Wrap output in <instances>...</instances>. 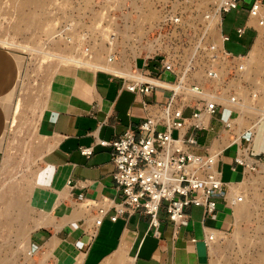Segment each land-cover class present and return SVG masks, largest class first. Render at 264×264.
Instances as JSON below:
<instances>
[{
  "label": "rangeland",
  "instance_id": "374dc122",
  "mask_svg": "<svg viewBox=\"0 0 264 264\" xmlns=\"http://www.w3.org/2000/svg\"><path fill=\"white\" fill-rule=\"evenodd\" d=\"M27 1L0 0V42L15 46L0 45V51L21 61L12 88L11 115L0 139V197L5 193L8 196L15 188L17 192L13 195L19 201L16 208L6 211L4 199L0 200V264H55L46 252L30 248L33 231L45 227L43 232L47 237L51 236L53 229L48 226L56 216L51 212L61 206L59 198H66V194L59 197L55 194L58 201H55L54 210H40L38 217L33 203V196L37 197L38 192L33 190L41 175L42 154L36 124L49 83L63 68L57 62L44 59L40 53L61 54L82 62L93 61L96 57L97 61L105 62L108 55L122 49L121 44L126 51L132 46V36H137L139 46L134 52L139 54L146 39H152L155 34L150 31L157 30L155 26L160 14L157 7L171 9L172 14L180 15L188 26L194 27L195 21H199L216 0H113L109 12L104 11L101 0ZM245 4L222 17L221 34L225 40L224 49L233 55L248 54L253 43L260 39L256 59H249L246 73L230 83L239 100L234 106L232 122L239 129L251 130L252 144L260 146L261 143L264 145V135L261 136L259 128L264 121L260 115L264 110V27L257 28L255 40L251 33L240 38L236 35V29L244 25L251 0H245ZM216 30L219 31L213 30L212 35L220 44ZM188 34H191V29ZM22 47L27 50H22ZM130 60L128 57L123 61ZM167 97L166 93H157L156 100L164 103ZM16 105L18 110L14 115L13 107ZM233 153L234 149L225 153L224 180L227 179V166L233 159ZM260 160H264L263 153ZM233 190L235 196H232L236 198H229L230 191L228 200L237 201L234 229L216 238L210 251L211 264H264V167L259 174L248 177L240 189ZM50 198L47 200L52 201L53 197ZM42 201L38 203L42 204ZM77 204L70 208L62 207L63 215L78 220L90 211L86 204ZM78 221L77 224L81 225L82 220ZM77 263L81 264L79 259L75 261Z\"/></svg>",
  "mask_w": 264,
  "mask_h": 264
},
{
  "label": "built area",
  "instance_id": "2783aa9c",
  "mask_svg": "<svg viewBox=\"0 0 264 264\" xmlns=\"http://www.w3.org/2000/svg\"><path fill=\"white\" fill-rule=\"evenodd\" d=\"M113 2L101 0L100 4L109 12ZM263 3L251 0L245 24L235 31L239 38L248 30L264 27ZM240 5H246L245 0H216L194 27L172 14L171 9L157 7V30L150 31L155 34L146 39L139 54L134 52L139 38L132 36V46L125 51L121 44V50L116 49L106 58L120 68H129L122 75H111L141 99L145 117L135 129H128L110 143L99 142L110 149L117 200L84 203L95 211V228L112 212L111 222L128 220L135 214L146 216L148 231L155 232L158 215L163 212L176 232L188 226L187 211L192 207L210 216L218 201L232 209L236 205L237 201L227 199V186L220 179L219 159L224 153L234 149L233 164L243 169L246 178L259 174L264 167L250 156L252 131L238 129L232 122L239 100L230 83L246 73L249 53L233 55L224 49L221 21ZM216 16L220 19V44L211 31ZM128 57L130 62H124ZM157 93H166L167 100L145 101ZM217 125L220 131L216 133ZM207 134H215L217 145L197 153L201 149L199 139ZM91 153L92 149L81 150L85 157ZM214 242L215 235H208L206 245L210 248Z\"/></svg>",
  "mask_w": 264,
  "mask_h": 264
},
{
  "label": "crops",
  "instance_id": "0c3cea01",
  "mask_svg": "<svg viewBox=\"0 0 264 264\" xmlns=\"http://www.w3.org/2000/svg\"><path fill=\"white\" fill-rule=\"evenodd\" d=\"M250 24L254 26V21H250ZM246 33H251L255 40L257 29ZM0 57L18 61V65L15 63L16 66L7 72L5 86L0 88L1 139L11 115L9 98L21 61L2 51ZM68 66L62 65L63 68L52 77L36 124L42 156L41 175L33 191L53 197L50 201L46 196V200L43 199L42 204H39L40 195L36 197L34 194L33 203L38 217L40 210L50 208L48 210L52 211L55 207L58 199L55 194L58 197L66 194V198H59L61 206L56 208V213L51 212L56 215L48 226L53 229L51 236L45 235V227L33 231L30 248L46 252L55 264H75L77 259L81 264H211L210 248L205 243L207 236L214 234L220 237L231 232L235 225L234 208L224 201L217 202L216 211L210 216H204L201 208H190L187 211L190 216L188 226L176 232L163 212L158 215L159 224L155 232L148 231L149 218L140 214L128 220L111 222L110 212L96 228L93 224L94 209L90 208L88 213L82 214L81 219H78L82 220L81 225L77 224L80 222L77 219L63 215L62 207L70 208L73 204L101 199L117 200L112 181L114 169L110 162V149L100 146L99 142L110 143L128 129H135L145 117L141 99L126 91L121 80L105 71L94 72L88 67ZM156 95L145 101L157 102ZM259 128L263 137L264 121L259 124ZM218 131L219 125L216 133ZM214 137L215 134H207L200 138L201 149L197 153H204L207 147L214 148L217 145ZM83 149H92L91 155L83 156ZM262 153V143L260 146L251 143L250 156L254 161L264 164V160H260ZM224 161L225 153L219 159L221 181L227 186L228 192L231 188L240 189L247 179L245 172L241 167L234 166L232 159L227 166V179L224 180ZM61 247L64 253L62 260L58 254ZM66 257L67 262L64 260Z\"/></svg>",
  "mask_w": 264,
  "mask_h": 264
},
{
  "label": "bare ground",
  "instance_id": "6f19581e",
  "mask_svg": "<svg viewBox=\"0 0 264 264\" xmlns=\"http://www.w3.org/2000/svg\"><path fill=\"white\" fill-rule=\"evenodd\" d=\"M32 2L33 0H28L27 2ZM41 2L45 1V0H40ZM203 1H207V0H202ZM219 22H220V19L218 18V16L215 17L214 21H213V24H212V27H211V31L213 32V30L215 29H219ZM217 31V30H216ZM216 34H219V31H217ZM107 37V36H106ZM220 39V37H219ZM260 39H258L256 41V43L254 44L253 46V49L249 55V59L250 61H253L256 59L257 55H258V52H259V41ZM0 45L2 46H9V47H15L14 45H11V44H7V43H3V42H0ZM16 47H19V46H16ZM21 48V47H19ZM25 49L27 50L26 48H23L22 47V50ZM42 55V57L44 59H47L49 62H57L59 64V66H62V65H69V66H75V67H79V68H83V67H90L91 69H93V71H98V70H101V71H105L106 73H109V74H113V75H122L125 73V71H128L129 68L128 67H125L122 66V68H120L116 62H108L107 60L105 62H101V61H97V58L93 61H85V62H82L80 60H77L73 57H70V56H63L61 54H46V53H40ZM43 59V60H44ZM15 61V60H14ZM13 60H11L10 58H7V57H0V88L5 86V82L7 80V72H9V69L11 67H14L15 65V62ZM45 62V61H44ZM57 64V65H58ZM16 65H18V63H16ZM15 65V66H16ZM88 68H85V69H88ZM89 70V69H88ZM11 96V94H10ZM11 98H9L10 100ZM2 101H6L5 99H3ZM4 106V104H1ZM241 106V105H240ZM5 107H7L5 105ZM242 107V106H241ZM2 108V107H1ZM13 111H14V115H15V112L18 110V105L14 106L13 107ZM20 109V108H19ZM17 113V112H16ZM261 117L264 119V110L261 111L260 113ZM13 121V120H12ZM14 123V122H13ZM233 124H235L233 122ZM239 129V128H238ZM248 182V181H247ZM10 189V188H9ZM12 191V192H11ZM10 191V193L8 194V196H6L7 194L5 193L4 195H2L0 197V200L4 199L3 201L4 202V210H13L14 208H16V205L17 203H19V201L15 198V196L13 195L15 193V191L17 192V190L15 188H12ZM231 191V194L229 196V198L231 199H235L233 198V196H235V191L232 189L230 190ZM12 193V195H11ZM37 195H40L38 196L39 199H38V202H40V200H43L44 199V193L41 195L40 192L37 193ZM229 195V194H228ZM233 195V196H232ZM13 197V198H12ZM51 197V196H50ZM50 197H47V198H50ZM227 199H228V196H227ZM51 200V198H50ZM18 201V202H17ZM57 207V206H56ZM7 218V217H6ZM216 238L218 239L219 237L218 236H215V241H216ZM216 242H214L215 244ZM214 244L211 245L210 247V251H212V248L214 247ZM60 249V248H59ZM63 251V248L61 247L60 249V252L58 254H60V260H62V256L64 257V253L62 252ZM214 252V251H213ZM124 254V253H123ZM64 260L67 262V257L64 258ZM79 262V261H78ZM78 264V263H77Z\"/></svg>",
  "mask_w": 264,
  "mask_h": 264
}]
</instances>
